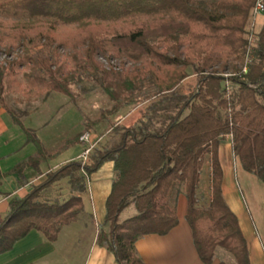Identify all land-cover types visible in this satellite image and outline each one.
<instances>
[{
	"label": "trees",
	"instance_id": "1",
	"mask_svg": "<svg viewBox=\"0 0 264 264\" xmlns=\"http://www.w3.org/2000/svg\"><path fill=\"white\" fill-rule=\"evenodd\" d=\"M256 1L0 0V13L4 15L44 18L52 25L75 24L84 33V63L79 71L86 76L95 77L104 71L97 59L114 45L118 53L131 59L147 57L155 62V66H150V78L157 86L165 87L158 94L171 91L187 76L188 70L198 76L197 88L180 96L179 106L161 128L149 130L146 124L123 128L118 141L89 162L81 159L66 162L45 173L44 179L25 195L10 197L7 214L0 223V254L11 250L30 230L40 232L48 241H56L61 228L83 210L80 194L86 189V178L105 161H112L115 177L96 240L112 252L117 264H145L136 252L135 242L149 234L166 235L178 224L179 194L186 199L185 219L202 263L228 264L214 259L217 248H221L232 255L234 264H250L238 218L223 196L218 147L229 137L242 169L264 182V22L251 47L247 72L229 78L237 85L234 98L223 97L224 77L208 69L222 57L242 59L246 55L249 45L246 23ZM98 22H121V25L109 29L110 36H102L91 29ZM159 36L173 43L170 50L162 51L153 42ZM19 37L23 40L22 64L28 68L25 84L17 82L13 67L0 64V107L22 129L26 142L36 149L33 156L9 171L23 185L28 170L42 173L40 164L50 154L35 132L24 125L23 112H17L6 102L5 92L21 91L25 100L55 92L66 95L71 102L74 93L69 76L54 65L52 56L42 48H29L23 34ZM34 38L50 41L41 31L34 33ZM184 39L187 43L181 53ZM162 67H168L165 80L160 76ZM138 72L125 74L114 84L99 82L114 101L101 116L117 113L130 101L125 93L141 89L140 83L136 86ZM160 104L157 100L152 105L153 115ZM96 123L86 122L83 131L91 130ZM79 136L63 148L82 143ZM206 166L209 193L201 199L197 188ZM64 178L68 179L71 191L66 199L46 195ZM129 205L134 206L136 213L119 221L120 213Z\"/></svg>",
	"mask_w": 264,
	"mask_h": 264
},
{
	"label": "rangeland",
	"instance_id": "2",
	"mask_svg": "<svg viewBox=\"0 0 264 264\" xmlns=\"http://www.w3.org/2000/svg\"><path fill=\"white\" fill-rule=\"evenodd\" d=\"M195 2L204 0H193ZM145 18H136L135 20H143ZM247 20L246 25L248 24ZM264 22V15L258 16L256 19L255 29L258 33L260 27ZM96 24V25H95ZM92 25L91 29L95 32L101 33L102 36H110L109 29L118 28L121 22H98ZM41 31L49 36L50 41H38L34 38V33ZM23 34L28 42V47L32 49L42 48L52 56L55 66H60L62 72L69 76L70 89L74 93V101L70 104L78 112L80 118V132L75 136L80 135L84 130L86 122L96 121V125L89 130L91 133L93 148L88 155L85 163L90 161V158L95 156L98 152L111 147L119 139V134L123 128L129 126L147 125V129L156 130L168 120V117L176 111L180 104V96L194 91L198 86V76L191 70L187 71V76L171 91H165L158 94L157 92L164 91L165 87L157 86L150 78V66H155L151 59L143 57L140 60L131 59L125 54L117 52V45L109 47L107 51L102 52L97 61L104 70L103 72L94 76H86L79 71V66L84 63L82 51L84 44V33L75 24H57L52 25L44 18H30L27 16H12L0 13V64L4 67H13L15 77L18 83L24 85V75L28 72V68L22 64V50L23 40L19 37ZM153 42L158 44L162 51L170 50L172 42L165 41L161 36L154 37ZM187 41L183 40L180 51L185 50ZM217 51V50H216ZM252 55V53L250 52ZM245 55V54H244ZM243 55V57H244ZM242 59L235 57L221 58L217 63L208 70L214 69L218 74L224 77L222 81L223 97L232 99L237 92V85L229 78L231 74L240 70ZM113 60V61H111ZM118 62L120 69L112 68V62ZM243 61V62H242ZM139 69V70H138ZM139 71L136 80V86H141L133 92H127L125 95L129 97V103L122 107L117 113L109 116H101L103 111L109 110L114 101L102 90L100 81L103 83H115L124 78L125 74L136 73ZM168 67H162L160 76L165 80ZM6 102L14 109L26 114H39V118H51L54 112L57 111L63 104L64 100L69 101L66 95L60 93H47L33 96L30 100H25L21 91L13 90L6 91L4 94ZM159 100L161 104L157 109V114L153 115L152 105ZM69 105V104H68ZM74 109V111H75ZM221 108L218 111L221 112ZM70 107L65 104L59 110L55 117L67 116V120L71 118L74 120L76 115L72 113L69 115ZM123 112V113H122ZM53 117V119H55ZM46 118V119H48ZM42 119H38L41 122ZM26 125H28L25 122ZM55 134V133H54ZM229 138V137H227ZM63 146L67 143L66 139L61 141ZM69 142V141H68ZM60 146V147H62ZM69 150H81L84 147L78 144L71 145ZM79 160V159H78ZM82 161V160H81ZM83 162V161H82ZM251 181L244 179L243 175H239V191L243 198L248 212L251 214L256 222L261 223L255 225L261 235H264V182L260 181L255 175L250 174ZM253 178V179H252ZM209 174L207 166L203 168L200 176L197 196L204 199L209 193ZM70 185L68 179L64 178L55 185H53L46 195L49 197H59L66 199L70 194ZM133 213V214H132ZM136 210L133 205H129L119 216V221L134 215ZM82 214V213H81ZM78 216L76 222H82L85 217ZM76 224V223H74ZM73 224V225H74ZM215 260H224L228 264H234V258L228 252L221 248H217L215 253Z\"/></svg>",
	"mask_w": 264,
	"mask_h": 264
},
{
	"label": "crops",
	"instance_id": "3",
	"mask_svg": "<svg viewBox=\"0 0 264 264\" xmlns=\"http://www.w3.org/2000/svg\"><path fill=\"white\" fill-rule=\"evenodd\" d=\"M65 104L70 107L69 115H76L74 120H67V116L55 117ZM62 106L51 118H39V114L29 115L23 112L24 125L35 132L50 154V157L40 164L42 173L36 174L28 170L27 181L23 185L19 184L17 176L9 171L19 162L33 156L36 149L32 143L26 142L22 129L14 124L9 114L0 107V223L7 214L10 197L25 195L32 186L44 179L48 171L66 162L80 159L84 148L69 150L72 144L65 149L61 145L63 139L67 142L72 140L80 132L81 126L73 103L71 105L70 100H64ZM38 119H42L41 122H38ZM76 144L84 147L83 143ZM218 155L223 170V196L238 218L246 239L250 264H264V235L255 228L256 224L261 228V223L251 217L239 191V175L251 182L252 176L242 169L238 158L232 152L229 138L220 143ZM114 177L113 162L102 163L86 178V189L80 194L83 203L80 217H85L82 222H76L77 217L62 227L54 242L45 239L40 232L30 230L11 250L0 254V264H117L112 252L99 245L96 240L97 230L104 222L105 201ZM176 212L178 224L166 235L149 234L135 242L136 252L145 264H204L198 257L191 229L185 219L186 199L183 194L177 197ZM105 229L107 230V227ZM216 263L214 261L211 264Z\"/></svg>",
	"mask_w": 264,
	"mask_h": 264
},
{
	"label": "built area",
	"instance_id": "4",
	"mask_svg": "<svg viewBox=\"0 0 264 264\" xmlns=\"http://www.w3.org/2000/svg\"><path fill=\"white\" fill-rule=\"evenodd\" d=\"M264 15V0H257L256 3L254 4L253 8L250 11V17H249V22L246 26V30L248 32L247 38H248V48H247V52L244 58V62L241 64L240 70L237 71L236 73L231 74V76H235L238 73H246L247 72V66L251 60V47L254 44L255 40H256V34L257 31L255 29V25H256V19L258 16ZM113 61V60H111ZM118 62H112V66L113 68H118L119 64H117ZM79 140L80 142H82L84 144V149L82 151V154L80 156V159L85 162L88 158L89 153L91 152L92 148H93V141H92V137H91V133L89 130H85L83 131L80 136H79Z\"/></svg>",
	"mask_w": 264,
	"mask_h": 264
}]
</instances>
